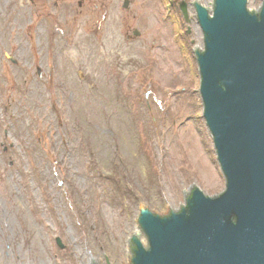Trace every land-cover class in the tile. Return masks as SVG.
Listing matches in <instances>:
<instances>
[{
	"label": "rangeland",
	"instance_id": "rangeland-1",
	"mask_svg": "<svg viewBox=\"0 0 264 264\" xmlns=\"http://www.w3.org/2000/svg\"><path fill=\"white\" fill-rule=\"evenodd\" d=\"M194 32L190 0H0V264H125L134 206L224 187L188 93Z\"/></svg>",
	"mask_w": 264,
	"mask_h": 264
},
{
	"label": "water",
	"instance_id": "water-1",
	"mask_svg": "<svg viewBox=\"0 0 264 264\" xmlns=\"http://www.w3.org/2000/svg\"><path fill=\"white\" fill-rule=\"evenodd\" d=\"M201 5L190 0L199 32L197 43H186L194 78L188 93H194L193 111L226 188L207 196L188 186L174 210L159 200L157 214L134 206L123 237L125 264H264V0L252 11L247 0ZM180 8L186 18V4ZM104 257L85 254L83 264H103ZM36 263L47 264L45 257Z\"/></svg>",
	"mask_w": 264,
	"mask_h": 264
}]
</instances>
